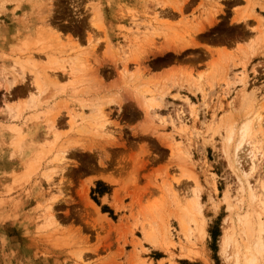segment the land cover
I'll return each mask as SVG.
<instances>
[{
	"label": "rangeland",
	"instance_id": "1",
	"mask_svg": "<svg viewBox=\"0 0 264 264\" xmlns=\"http://www.w3.org/2000/svg\"><path fill=\"white\" fill-rule=\"evenodd\" d=\"M224 1L0 0V264H246L245 258L252 255L257 257L255 264H264L262 249L256 251L253 246V252L243 251L244 245H254L261 234L256 220H264V200L251 202L240 191L231 157L240 141L237 127L264 102V5L256 6L262 23L252 21L250 29L246 24H227ZM221 17L225 20L220 21ZM92 20H98L97 27ZM172 34L179 35L174 38L177 42L169 38ZM187 39L198 47L173 54V50L187 49H178ZM250 41L253 44L246 48ZM209 42L222 43V49L232 51L219 58L224 54L215 55L221 50L210 53ZM74 49L78 50L74 53ZM48 58L59 59L57 66L49 65ZM223 58L227 60L211 63ZM85 64L91 67L86 69ZM38 65L46 67L39 70ZM209 66L212 76L205 77L192 95L183 75L186 71L205 73ZM32 67L40 74H60L55 84L43 89L36 105L29 103ZM136 69L143 73V80L158 79L152 81L156 90L150 85L158 100H164L159 110L145 112L136 96L137 84L122 76ZM241 73L244 81L238 79ZM243 89L253 91L251 107L244 104ZM177 91L190 103L175 98ZM70 111L84 112L83 116L73 114L77 121L73 118L72 127L67 123ZM91 115L95 125L88 119ZM231 129L233 140L228 144L222 139ZM261 139L258 144L252 133L240 152L248 155L242 164L245 170L251 166L249 156L259 160L249 180L264 197V136ZM194 198L198 203H193ZM162 225L168 230V240L147 241L146 230L151 226L159 230ZM247 227L253 233L248 241Z\"/></svg>",
	"mask_w": 264,
	"mask_h": 264
},
{
	"label": "bare ground",
	"instance_id": "2",
	"mask_svg": "<svg viewBox=\"0 0 264 264\" xmlns=\"http://www.w3.org/2000/svg\"><path fill=\"white\" fill-rule=\"evenodd\" d=\"M245 2H246V4H247V8L249 9V11H245L244 13H247V14H243V16L242 17H240L239 19H241L242 21H244L245 22V24H246V20H247V18H249V17H251V19H253V21L257 24V22H259V23H262V19L260 18V17H256L254 14H253V12H254V8H255V5H258V7L260 6V7H262V5H264V3H261V0H260V3L259 4H256L255 2H253V0H244ZM215 4V3H214ZM216 5V4H215ZM218 5V4H217ZM217 5H216V7H217ZM211 7L213 6V5H210ZM219 6V5H218ZM207 7H209V6H207ZM210 8V7H209ZM223 8V7H222ZM263 8V7H262ZM181 9H179V12L181 13L182 12V10L180 11ZM207 10H209V9H207ZM52 12V11H51ZM210 13V12H209ZM213 13V12H212ZM182 14V13H181ZM179 15L180 16V18H181V16L182 15ZM209 16V15H208ZM211 16H213L212 14H211ZM184 17V16H183ZM100 17L98 16V18H96V19H98L99 20V22L101 21L100 19H99ZM50 19V18H49ZM211 19V18H210ZM214 19V18H213ZM95 20V19H94ZM94 20H92V21H94ZM98 20H96V23H95V21H94V23L95 24H93V23H90V26L93 24L95 27H97V21ZM193 20V19H192ZM207 20H209V18L207 19L206 18V21L205 20H203V21H205V22H207ZM214 20H216V19H214ZM257 20V21H256ZM91 21V20H90ZM187 21V20H186ZM213 20H211L210 22H212ZM221 21V20H220ZM161 22V21H160ZM200 22V21H199ZM205 22H203L204 24H205ZM210 22H208V23H206V25L207 24H210ZM214 22V21H213ZM253 22V23H254ZM194 23H195V21H194ZM218 23V22H217ZM251 22H249L248 24H246L247 26H249V24H250ZM252 23V24H253ZM100 24V23H99ZM98 24V25H99ZM136 24H138V23H136ZM183 24V23H182ZM193 24V23H192ZM200 24V23H199ZM198 24V25H199ZM226 24V23H225ZM245 24H244V27H245ZM48 25V24H47ZM72 25V24H71ZM75 25H76V23H75ZM88 25H89V23H88ZM92 25V26H93ZM205 25V26H206ZM211 25H213V24H211ZM229 25V24H228ZM232 25H235V24H232ZM251 25V24H250ZM49 26V25H48ZM77 26V25H76ZM100 26V25H99ZM98 26V28H100L101 29V26L99 27ZM200 26H202L203 27V24H200ZM199 26V27H200ZM210 26V25H209ZM222 26H224V25H222ZM230 26H231V24H230ZM238 26V25H237ZM236 26V27H237ZM243 27V28H244ZM251 26H249L248 28H250ZM68 28H70V29H72V28H74V27H68ZM67 28V29H68ZM78 29H79V27H77ZM201 28V27H200ZM81 29V28H80ZM189 29H191V28H187V29H185V30H189ZM204 29H205V27H204ZM221 29V28H220ZM233 29V28H232ZM239 29V28H238ZM245 30H246V28H244ZM251 29V28H250ZM83 30V29H82ZM195 31H197L196 29H194ZM226 30V29H225ZM253 30V29H252ZM46 31V30H45ZM65 31H67L66 29H65ZM69 31V30H68ZM84 31V30H83ZM199 31V30H198ZM197 31V32H198ZM201 32H202V29L200 30ZM219 31V30H218ZM218 31H217V33H218ZM223 31V30H222ZM248 31V30H247ZM49 31L47 30V32H46V34L48 33ZM229 32V31H228ZM244 32V31H243ZM50 33V32H49ZM48 33V34H49ZM58 33V32H57ZM187 33H188V31H187ZM199 33V32H198ZM220 33V32H219ZM224 33V32H223ZM225 33H227V32H225ZM233 33H235V31L233 32ZM239 33H241V32H239ZM251 33V32H250ZM249 33V34H250ZM256 33V32H255ZM259 33V32H258ZM257 33V34H258ZM47 34V35H48ZM178 34H180L181 36L180 37H184L181 33H178ZM177 34V35H178ZM183 34H185V33H183ZM229 34H232V32L231 33H229ZM236 34V33H235ZM243 33H241V34H239V36L240 35H242ZM245 34H247V33H245ZM253 34V33H252ZM260 34V33H259ZM56 36L54 37V35H53V37L54 38H56L57 37V35L58 34H55ZM173 36H171L170 35V37L169 38H171V37H173V40H174V38L175 39H177L176 38V36L177 35H174V34H172ZM217 35V34H216ZM225 35V34H224ZM223 35V36H224ZM226 35H228V33L226 34ZM169 36V35H168ZM179 36V35H178ZM219 36H221V35H219ZM238 36V37H239ZM249 36V35H248ZM257 36V35H256ZM59 37V36H58ZM58 37H57V39L56 40H58ZM188 37V36H187ZM207 37V36H206ZM212 37L213 36H211V39H212ZM236 37V36H235ZM234 37V38H235ZM237 37V38H238ZM250 37H251V35H250ZM249 37V38H250ZM254 37V36H253ZM260 37V38H259ZM168 38V39H169ZM185 38V37H184ZM183 38V39H184ZM209 38V37H208ZM217 38V36H215V38H213V39H216ZM220 38V37H219ZM225 38V37H224ZM241 38V37H240ZM239 38V39H240ZM248 38V39H249ZM252 38V37H251ZM258 38L259 39H261V41H263V37L262 36H259L258 35ZM51 39V38H50ZM65 39H67V38H65ZM186 39V38H185ZM227 40H229L228 38H226ZM236 39V38H235ZM239 39H238V41H239ZM243 39H245V38H243ZM59 40H60V38H59ZM89 40H91V38L89 37ZM172 40V39H171ZM171 40H168V42L170 41L171 42ZM179 40V39H178ZM224 40V39H223ZM222 40V41H223ZM232 40V39H231ZM237 40V39H236ZM235 40V41H236ZM247 40V39H246ZM167 41V40H166ZM175 41V40H174ZM184 41H186V43L187 44H185V45H183L182 47H181V45H179L180 46V48H178V49H183V48H189V47H195V46H198L197 44H196V42L195 43H190L189 41H188V39L187 40H184ZM189 43H188V42ZM190 41H191V39H190ZM221 41V40H220ZM243 41V40H242ZM245 41V40H244ZM255 41H257V40H255ZM50 42H52V41H50ZM49 42V43H50ZM91 42V41H90ZM175 42H177V40L175 41ZM174 42V43H175ZM231 42V41H230ZM241 42V41H240ZM247 42H248V40H247ZM251 42V41H250ZM56 43H58V41L56 42ZM56 43H55V45H56ZM70 43H72V42H70ZM69 43V45H71ZM129 43V42H128ZM178 43H180V40L178 41ZM183 43V42H182ZM229 43V42H228ZM231 43H233V41L231 42ZM243 43V42H242ZM252 43V42H251ZM66 44V43H65ZM73 45H74V43H72ZM130 44V43H129ZM166 44H168L167 42H166ZM176 44V43H175ZM174 44V45H175ZM181 44V43H180ZM235 44V43H234ZM253 44V43H252ZM263 44V43H262ZM64 45V44H63ZM62 44H61V46H63ZM67 45H68V43H67ZM69 45L68 46H66V47H68L69 48ZM92 45V44H91ZM124 45V44H123ZM177 45V44H176ZM90 46V45H89ZM137 46V45H136ZM166 46H168V45H166ZM248 46H251V44L250 45H248ZM248 46H246V48L248 47ZM65 47V48H66ZM130 47V46H129ZM169 47V46H168ZM58 48H59V45H58ZM57 48V49H58ZM62 48H64V47H62ZM70 48H72V46L70 47ZM74 48V47H73ZM170 48H172V46L170 47ZM238 48L239 49H241V47L240 46H238ZM156 49V48H155ZM154 49V50H155ZM167 49V48H166ZM239 49H237L236 51H239ZM78 49H76V51H77ZM138 50V49H137ZM168 50V49H167ZM63 51H66V49L65 50H63ZM70 51V50H69ZM72 51V50H71ZM75 51V49H74V53L76 52ZM164 51V50H163ZM162 51V52H163ZM230 51H232V50H230ZM230 51L228 50V53L230 54ZM234 51V50H233ZM60 52H62V51H60ZM60 52L58 53V54H60ZM67 52H68V50H67ZM79 52V51H78ZM82 52V51H81ZM80 52V53H81ZM227 53V51L224 49L221 53L222 54H224V57H225V55H226V53ZM66 52H64L63 54H65ZM73 53V52H72ZM74 53H73V55H74ZM137 54H138V52H136ZM227 53V54H228ZM68 54V53H67ZM69 54H70V52H69ZM133 54H135V52L133 53ZM155 54V53H154ZM233 54H234V52H233ZM33 55V54H32ZM55 55H56V53H55ZM62 55V54H61ZM86 55V54H85ZM110 55V54H109ZM139 55V54H138ZM198 55H200V53L198 54ZM231 55H232V52H231ZM8 56V55H7ZM6 56V57H7ZM38 56V55H37ZM72 56V55H71ZM77 59H78V57L76 56V55H74ZM73 56V57H74ZM193 56V55H192ZM192 56L190 57L192 60H193V58H192ZM194 56H195V54H194ZM193 56V57H194ZM5 57V58H6ZM33 57V56H32ZM40 57V56H39ZM47 57V56H46ZM50 57V56H49ZM53 57H54V55H53ZM74 57V58H75ZM87 57V56H86ZM91 57V56H90ZM136 58H137V56H135ZM152 57V56H151ZM153 57H154V55H153ZM200 57H202V55H200ZM204 57V56H203ZM17 58V57H16ZM16 58H14V59H16ZM38 58V57H37ZM40 58H44V57H40ZM40 58H39V60H40ZM54 58H56V56L54 57ZM59 58V57H58ZM70 58V57H69ZM74 58H72L73 60H75ZM83 58H85V57H82V59ZM132 58H134V57H132ZM167 58V57H166ZM195 58H197L196 56H195ZM222 58V57H221ZM8 59V58H7ZM63 59V58H62ZM87 59V58H86ZM90 59V62H91V58H89ZM93 59H95V58H93ZM168 59V58H167ZM172 59H173V56H172ZM181 59V58H180ZM198 59V58H197ZM201 59V58H200ZM205 59H206V57H205ZM204 59V60H205ZM41 60H43V59H41ZM61 60V59H60ZM81 60V59H80ZM120 60V59H119ZM118 60V61H119ZM150 60H151V58H150ZM153 60V59H152ZM179 60V59H178ZM177 60V61H178ZM182 60H184V59H181V60H179V61H182ZM188 60H190V59H188ZM196 60V59H195ZM220 60H222V61H225V60H227L226 58H223V59H220ZM6 61V60H5ZM21 60H18V62H17V60H16V62L18 63V64H20V65H24V63H22V62H20ZM33 60H31V62H32ZM36 61V60H35ZM66 61V60H65ZM71 61V60H70ZM84 61V60H83ZM111 61H112V59H111ZM116 61V60H115ZM115 61H113V63H115ZM149 61V60H148ZM159 61V60H158ZM191 61V60H190ZM189 61V62H190ZM198 61V60H197ZM15 62V61H14ZM34 62V61H33ZM38 62V61H37ZM45 62V61H44ZM46 62L47 63H49V65H56L57 66V64H55V63H57V62H59V59H52V58H48L47 60H46ZM71 62H73V61H71ZM77 62H79V60H76V63ZM86 62H87V60H86ZM153 62V61H152ZM192 62V61H191ZM216 61H212L211 63H215ZM218 62V61H217ZM217 62H216V64H217ZM219 62H221V61H219ZM52 63V64H51ZM60 63H62V62H60ZM93 63V62H92ZM95 63H97V62H95ZM123 63V62H122ZM128 63V62H127ZM171 63V62H170ZM193 63H194V61H193ZM196 63V62H195ZM194 63V64H195ZM198 63V62H197ZM38 64V63H37ZM73 64H74V62H73ZM81 64V63H80ZM90 64V63H89ZM89 64H85V67L83 66V65H81V66H83L84 68H86V66L87 67H91V66H88ZM118 64V63H117ZM125 64H126V62H125ZM131 64V63H130ZM154 64V63H153ZM165 64V63H164ZM216 64H214L215 66H216ZM47 65V64H46ZM65 65V64H64ZM75 65V64H74ZM79 65V64H78ZM77 65V66H78ZM135 65H137V64H135ZM149 65H152V64H149ZM211 65V64H210ZM68 66H69V64H68ZM80 66V65H79ZM78 66V67H79ZM124 66H126V65H124ZM157 66H159V65H157ZM156 66V67H157ZM167 66V65H166ZM165 66V67H166ZM171 66V65H170ZM214 66V67H215ZM37 67V69H39V70H42V68H44L45 69V67L46 66H36ZM36 67H32V69L29 71L30 73L32 72L33 74H30V79H31V82H32V87H30V88H33V91H31V93L30 94H32L30 97H29V100H31L29 103L30 104H32V105H36L37 103H38V101H39V96L41 95V93L43 92V89L44 88H49V87H47L49 84H55V82L56 81H58L59 79V75L57 76V75H48V74H46V73H44L43 71H42V73L40 74V72L39 71H37L36 70ZM40 67V68H39ZM42 67V68H41ZM162 67V66H161ZM164 67V66H163ZM211 67H212V65H211ZM60 68H61V66H60ZM69 68V67H68ZM73 68V67H72ZM71 68V69H72ZM77 67H75V69L73 68L72 70H78L79 68H77ZM93 65H92V70H93ZM146 68H148V67H146ZM150 69H153V68H151V67H149ZM160 68V67H159ZM158 68V69H159ZM43 69V70H44ZM86 69H88V68H86ZM86 69H85V71H86ZM128 69V68H127ZM157 69V68H156ZM156 69L154 68L153 70H155L156 71ZM215 69V68H214ZM80 70H82V68L80 69ZM79 70V72H81ZM84 70V69H83ZM113 70V69H112ZM153 70H151V73H152V71ZM216 70V69H215ZM47 71V70H46ZM89 71V70H88ZM125 71H126V69H125ZM69 72H73L74 73V71H69ZM84 72V71H83ZM93 72V71H92ZM117 72V71H116ZM127 72V71H126ZM129 72V71H128ZM131 72H133V73H131L130 74V72H129V74H127V73H124V75H122V76H125V78L128 80V81H132V82H135L134 84H137V86H138V93L136 94V96L137 95H139V100H142L143 102H144V104H140V105H144L145 107H143L144 109V111H145V109L147 110V109H153V108H157V110H159L158 108H161V104H162V101H160V100H158V98L156 97V86H157V84L155 83H153L152 81L155 79H152V78H147L148 80L146 81V80H143V73H141L140 74V71H138L137 69L135 70V71H131ZM146 72H147V70H146ZM119 73H120V71H119ZM118 73V74H119ZM149 73V72H148ZM148 73H146L148 76H149V74ZM183 73V72H182ZM211 73H213V71H212V68L210 69V66H209V72L205 75V76H203V74L202 73H191V72H187L186 71V74H181V75H183V80L184 79H186V80H188V82H189V84L190 85H188V88H187V91H191V90H193V91H191V93H193V94H195V87H197V85L198 84H201V83H204V79H205V77H207L208 75H211L212 76V74ZM215 73V72H214ZM244 73V72H243ZM87 74V73H86ZM92 74V73H91ZM109 74H110V72H109ZM109 74H108V76H109ZM172 74H173V72H172ZM232 74V73H231ZM236 74V73H235ZM12 75V74H11ZM79 75H81V74H79ZM104 75H106V74H104ZM242 75V73L238 76L239 78V81L240 80H242L243 79V81L245 80V75H243V76H241ZM86 76H89V75H86ZM95 76V75H94ZM111 76V75H110ZM167 76V75H166ZM178 76V75H177ZM64 77V76H63ZM66 77V76H65ZM73 77V76H72ZM84 77V76H83ZM91 77V76H90ZM151 77H154V76H151ZM235 77V76H234ZM61 78H62V75H61ZM60 78V79H61ZM79 78V77H78ZM80 78H81V76H80ZM86 78V77H85ZM96 78H97V76H96ZM104 78H106V77H104ZM159 78V77H158ZM160 78H162V77H160ZM64 79V78H63ZM62 79V80H63ZM66 79V78H65ZM101 80H102V78H100ZM119 79H121L120 77L118 78V80ZM145 79V78H144ZM166 79H168V78H166ZM176 79H177V77H176ZM179 79V78H178ZM180 79H181V77H180ZM91 80V79H90ZM122 80H123V78H122ZM143 80V81H142ZM157 80L158 79H155L154 81H156L157 82ZM162 80V79H161ZM169 80V79H168ZM171 80V79H170ZM98 81H99V79H98ZM104 81V80H103ZM121 81V80H120ZM126 81V80H125ZM177 81H179V80H177ZM250 81V80H249ZM17 82V81H16ZM15 82V83H16ZM107 82V81H106ZM151 82L155 85H153V87H155V90L154 89H152L151 88ZM165 82H166V80H165ZM182 82V81H181ZM105 83V82H104ZM124 83V82H123ZM159 83V82H158ZM183 83V82H182ZM113 84H115V83H113ZM117 84V83H116ZM125 84H127V83H125ZM131 84V83H130ZM164 84V83H163ZM163 84H162V87H163ZM166 84V83H165ZM164 84V85H165ZM180 84V83H179ZM246 84V83H245ZM101 85V84H100ZM102 85H103V83H102ZM106 85V84H105ZM118 85L119 84H117V87H118ZM122 85V84H121ZM161 85V84H160ZM160 85H159V87H160ZM182 85V84H181ZM250 85V84H249ZM54 86V85H53ZM126 86H128V85H126ZM125 86V87H126ZM107 87V86H106ZM161 87V88H162ZM109 88V87H108ZM110 88H111V86H110ZM133 88H136L135 86L133 87ZM243 88H244V85H243ZM26 89V88H25ZM29 89V88H28ZM123 89H125V88H123ZM19 89H17V91H18ZM118 90V89H117ZM127 90H129V89H127ZM136 90V89H135ZM244 90V89H243ZM253 90V89H252ZM80 91V90H79ZM78 91V93H80ZM109 91V90H108ZM116 91V90H115ZM120 91V90H119ZM123 91V90H122ZM155 91V92H154ZM184 91V90H183ZM241 91V90H240ZM19 92V94H21V93H24L23 91L20 93V91H18ZM68 92V91H67ZM93 92H94V90H93ZM113 92H114V90H113ZM117 92V91H116ZM124 92V91H123ZM127 92V91H126ZM133 92V91H132ZM170 92V91H169ZM243 92V96H246V98H245V100H244V104L246 103L249 107H251V104L253 103V102H251L252 100H253V97H254V95H253V91H251V92H248V93H246V91L244 90V91H242ZM108 93V92H107ZM112 93V92H111ZM115 93V92H114ZM119 93V92H118ZM122 93V92H121ZM215 93V92H214ZM219 93V92H218ZM18 94V93H17ZM95 94V93H94ZM120 94V93H119ZM133 94V93H132ZM211 94V93H210ZM217 94V93H216ZM215 94V95H216ZM220 94V93H219ZM69 95V94H68ZM67 95V96H68ZM80 95V94H79ZM110 95V94H109ZM134 95V94H133ZM146 95H148V96H146ZM83 96V95H82ZM103 96H105V95H103ZM112 96V95H111ZM117 96V95H116ZM136 96H135V98H136ZM218 96V95H217ZM28 97V96H27ZM76 97V96H75ZM80 97V96H79ZM93 97H95V96H93ZM97 97V96H96ZM95 97V98H96ZM175 98H178V99H180V98H185V100L188 102V103H190L189 102V100H188V97H186V96H182L181 94H180V92L179 91H177L176 92V94H175V96H174ZM220 97V96H219ZM222 97V96H221ZM71 98V97H70ZM217 98V97H216ZM74 99V98H73ZM76 99V98H75ZM78 99V98H77ZM81 99V98H80ZM85 99V98H84ZM87 99V98H86ZM119 99H120V96H119ZM234 99V98H233ZM88 100H89V98H88ZM75 101V100H74ZM235 101V100H234ZM81 102H83V100L81 101ZM88 102V101H87ZM230 102V101H229ZM255 102V101H254ZM86 103V102H85ZM94 103V102H93ZM140 103V102H139ZM264 102H262L260 105H258V107L256 108V109H254V110H252L251 112H249L248 113V115L243 119V121L241 122V124L237 127L238 129V133H236L237 134V137L238 138H240V141H239V143L238 144H235L234 146H233V152H232V155H231V157H232V162H233V169H234V171L237 173H235L234 174V176L236 177V181H237V184H238V186H239V189H240V191L242 192V193H244V195L245 196H247V198L252 202V201H256V200H264V197L262 196V195H258V193L256 192V190L253 188V186H252V184H251V182H250V180H249V174L251 173V172H253V171H255L256 170V168H257V165H256V162L257 161H259V160H256V159H254L253 157H250L249 156V158H251V161H250V164H251V166L249 165V167L250 168H247L248 170H245L244 169V167H243V163L244 164H246V161H247V156L248 155H246V156H244L240 151L241 150H243L242 149V146H243V144H242V142L243 141H245V139L247 138L248 139V137L249 136H251L252 135V133L254 134V136H256V139H257V143L258 144H261L262 143V139H261V137H263L264 136V111H260L259 112V108L260 107H262V109H264V104H263ZM90 104V103H89ZM92 104V103H91ZM192 104V103H191ZM20 105V104H19ZM76 105V104H75ZM74 105V106H75ZM138 105V104H137ZM78 106V105H77ZM92 106V105H91ZM96 106V105H95ZM133 106V105H132ZM231 106H232V104H231ZM32 107V106H31ZM34 107V106H33ZM41 107V106H40ZM39 107V108H40ZM82 107H84V106H81L80 105V108H82ZM87 107V106H86ZM90 107V106H89ZM142 107V106H141ZM255 107V106H254ZM36 108V107H35ZM79 108V107H78ZM97 108V107H96ZM83 109V108H82ZM81 109V110H82ZM102 109V108H101ZM119 109V108H118ZM130 109H133V107L132 108H130ZM74 110V109H73ZM80 110V109H79ZM103 110V109H102ZM105 110V109H104ZM124 110H127V109H124ZM134 110V109H133ZM243 110V109H242ZM37 111V110H36ZM99 111V110H98ZM232 111V110H231ZM37 112H39V111H37ZM71 113H70V115H71V117H69L68 118V121H67V123H68V125H70L71 127L73 126V123H74V121L76 120L74 117H76V116H83L84 115V112L83 111H79L80 112V114L78 115L77 113H75V112H72V111H70ZM88 112V111H87ZM91 112H93V111H91ZM125 112V111H124ZM128 113H129V111H127ZM136 112V111H135ZM146 112V111H145ZM145 112H144V115H145ZM205 112V111H204ZM218 112V111H217ZM216 112V113H217ZM233 112V111H232ZM90 113V112H89ZM101 113V111L99 112V114ZM104 113V112H103ZM130 113H132V112H130ZM160 113V112H159ZM230 113V112H229ZM73 114L75 115L74 117H73ZM105 114V113H104ZM120 114V113H119ZM118 114V115H119ZM140 114V113H139ZM95 115V114H94ZM94 115H91V116H89L90 118H88V119H90V123L93 121V124L95 125V123L96 122H94L95 120V116ZM101 115V114H100ZM103 115V114H102ZM106 115H109V114H106ZM137 115V114H136ZM156 115H157V113H156ZM159 115V114H158ZM232 115V114H231ZM97 116V115H96ZM120 116V115H119ZM123 116H124V113H123ZM127 116V115H126ZM130 116V115H129ZM128 116V117H129ZM140 116V115H139ZM88 117V116H87ZM98 117V116H97ZM104 117V116H103ZM206 117V116H205ZM73 118L75 119L73 122H72V120H73ZM84 118V117H83ZM81 119V121L82 120H84V119ZM104 118H106V117H104ZM107 118H108V116H107ZM131 118V117H130ZM200 118V117H199ZM232 118V117H231ZM234 118V117H233ZM239 118V117H238ZM132 119V118H131ZM139 119V118H138ZM134 120V119H133ZM54 121V120H53ZM53 121H51L52 123H54ZM77 121V120H76ZM80 121V120H79ZM87 121V120H86ZM108 121H109V118H108ZM230 121H232L231 123H236V122H233L234 121V119H232V120H230ZM107 121H104V124L106 123ZM60 123V122H59ZM81 123V122H80ZM109 123V122H108ZM230 123V125H232ZM84 124L85 123H83V126H84ZM92 124V123H91ZM103 123H101V124H99L100 126L99 127H101V128H103L102 125ZM110 124H111V121H110ZM204 124V123H203ZM56 125V124H55ZM74 125H76V124H74ZM80 125V124H79ZM94 125H91V127H93ZM109 125V124H108ZM237 125V123L235 124V125H233L234 127ZM17 126V125H16ZM78 126V125H77ZM76 126V127H77ZM82 126V127H83ZM96 127H98V126H96ZM95 127V128H96ZM106 127H108V126H106V124H105V128ZM233 127V128H234ZM84 128V127H83ZM86 128V127H85ZM89 128V127H88ZM104 128V131L106 130ZM229 128H231V127H229ZM93 129H94V127H93ZM85 131H86V129H84ZM95 130V129H94ZM94 130H92V131H94ZM209 130H210V128H209ZM208 130V131H209ZM229 130V129H228ZM225 131V132H227V133H229V137H227L228 136V134L226 133V138H228V139H226L225 138V136H224V138L222 139V140H224V142L226 141L228 144L229 143H231V141L233 140L232 139V136H233V134H234V132H233V129H231V131L229 132V131ZM87 132H88V130H87ZM86 132V133H87ZM97 132V131H96ZM113 132V131H112ZM90 133H91V130H90ZM93 133V132H92ZM91 133V134H92ZM99 133V132H98ZM97 133V135H99ZM33 134V133H32ZM37 134V133H36ZM88 134V133H87ZM94 134V133H93ZM96 134V133H95ZM108 134V133H107ZM106 134V135H107ZM112 134V133H111ZM110 134V135H111ZM35 135V134H34ZM96 135V136H97ZM109 135V134H108ZM113 135V134H112ZM225 135V134H224ZM239 135V136H238ZM94 136V135H93ZM114 138V137H113ZM115 139V138H114ZM226 139V140H225ZM239 140V139H238ZM178 144V143H177ZM179 145V144H178ZM225 147H228V145H226ZM230 147V146H229ZM88 149H89V147H88ZM91 149L92 148H90V150H88V151H91ZM259 152H260V150H259ZM89 153V152H88ZM88 153H86V155L88 154ZM261 153V152H260ZM90 154V153H89ZM262 154H263V157H264V152H262ZM83 156H84V154H82ZM85 155V156H86ZM91 155V154H90ZM79 156H81V155H79ZM89 157H91V156H89ZM82 158V157H81ZM80 158V159H81ZM86 158H87V156H86ZM85 158V159H86ZM92 158V157H91ZM62 159H64V157L62 156L61 157V160ZM85 159H83V160H85ZM241 159V160H240ZM262 159H264V158H262ZM89 160V159H88ZM88 160H86V161H88ZM246 160V161H245ZM82 161V160H81ZM90 162H91V160H90ZM79 163H82V162H79ZM84 163H88V162H84ZM85 164V165H86ZM89 164L90 163H88V167H89ZM81 165V164H80ZM102 166V165H101ZM107 166V165H106ZM93 167V166H92ZM92 167H89V168H91V169H93ZM98 167V166H97ZM80 168V167H79ZM83 168V167H82ZM106 169H108V167L106 168ZM105 168H104V171L106 170ZM80 170V169H79ZM82 170V169H81ZM83 170H84V168H83ZM89 170V169H88ZM95 171H96V169H95ZM98 171V170H97ZM103 171V170H102ZM102 171H101V173H102ZM103 171V172H104ZM191 179V178H190ZM194 182H195V184L194 185H197V180L194 178ZM193 193H194V191H193ZM193 195V194H192ZM191 195V196H192ZM243 195V196H244ZM224 196H225V198L227 199V201H228V199H229V192L227 191V193H225L224 194ZM226 199H225V201H226ZM194 200V201H193ZM192 201H193V203H198L197 202V198H194V199H192ZM230 202V201H229ZM190 203V202H189ZM188 202L186 203V204H189ZM262 203V202H261ZM185 204V205H186ZM227 204H231V203H227ZM193 205V204H192ZM196 205V204H195ZM232 205V204H231ZM198 206V205H197ZM227 206V205H226ZM228 208H229V205L227 206ZM233 207V206H232ZM187 208H191V204H189L188 205V207ZM228 208H227V210H228ZM188 209V210H189ZM196 209H198V208H196ZM200 209V208H199ZM199 209H198V212H199ZM190 212H191V210H190ZM197 212V213H198ZM192 213H193V211H192ZM196 213V214H197ZM201 215V214H200ZM247 215V214H246ZM250 215V214H249ZM157 216V215H156ZM243 216H244V214H243ZM248 217V216H247ZM237 218H239V217H237ZM236 221H239L238 219L236 220ZM257 221V224H258V228H259V232L261 233V234H259V237H258V241H256V243H254V241H253V243H254V245H244V247L246 248V250H245V248H243L244 250L243 251H247V252H253V251H251V249L252 250H254V247L256 248V251L257 250H259V251H261V249L264 251V239H263V237H261V235L262 234H264V220H262V219H257L256 220ZM184 222V221H183ZM202 222V221H201ZM245 222V221H244ZM249 222H247V224H248ZM182 224V223H181ZM244 225L246 224V223H243ZM250 224V223H249ZM248 224V225H249ZM154 225V224H153ZM157 225V224H156ZM184 225H185V223H184ZM160 226H161V224H160ZM159 226V227H160ZM163 226V225H162ZM186 227V226H185ZM257 227V226H256ZM156 228H158V227H156ZM184 228V226H183V224H182V229ZM187 228V227H186ZM147 228H145V230H146ZM257 229V228H256ZM185 230V229H184ZM242 230V229H241ZM247 230H249V228L247 227ZM258 230V229H257ZM244 230H242V232H243ZM250 231V230H249ZM251 231H252V228H251ZM249 232V237H247L248 239H246L247 241L249 240V238L251 239V235L253 234L252 232ZM145 232V231H144ZM201 232V231H200ZM250 233H252V234H250ZM204 234V233H203ZM248 236V235H247ZM251 236V237H250ZM228 237V236H227ZM226 237V238H227ZM145 238H146V240L147 241H149V242H151V243H156V241L158 240V238H164L163 239V241L165 240H168V230H167V228L165 227V226H163V227H161L159 230H156V229H154V227L153 226H151L150 228H149V230L147 229L146 230V233H145ZM230 238V241L229 242H231L232 241V238L231 237H229ZM229 238H228V240H229ZM162 240V239H161ZM252 240V239H251ZM158 242H160V241H158ZM234 240H233V244H234ZM227 243V240L226 239H224V245ZM236 243H237V241H236ZM236 243L234 244L235 246H236ZM248 243H250V242H248ZM238 244V243H237ZM228 245V244H227ZM241 245V244H240ZM239 246V245H238ZM254 246V247H253ZM242 248V247H241ZM240 249V248H239ZM255 252V251H254ZM256 253V252H255ZM254 253V254H255ZM259 253V252H258ZM262 252H260V254H261ZM253 254V253H252ZM248 255V254H247ZM249 255H251V253L249 254ZM246 256V254L244 255V257ZM253 256V255H252ZM252 256H248V257H246L245 258V262H246V264H255L256 263V261H258L254 256L252 257Z\"/></svg>",
	"mask_w": 264,
	"mask_h": 264
},
{
	"label": "crops",
	"instance_id": "3",
	"mask_svg": "<svg viewBox=\"0 0 264 264\" xmlns=\"http://www.w3.org/2000/svg\"><path fill=\"white\" fill-rule=\"evenodd\" d=\"M253 2H255L256 4H259L260 3V0L259 1H254L253 0ZM223 5L225 6L226 12L228 13L227 16H226V18H227L226 19L227 24H229V25L231 24V26H235V27L237 25L238 26H243L245 24L244 21H242L241 19H239L240 17L243 16V14H247L248 13V12L247 13H244L245 11H249V9L247 8V4H246V2L244 0H225ZM256 6L258 7V5H255L253 14L257 17V15H259V9ZM261 17H263V16H261ZM220 20L224 21L225 19L221 17ZM252 21H253V19H251V17H249L246 20V24H248L249 22H252ZM232 24H235V25H232ZM258 40H259V38H258ZM249 43L251 44V42H249ZM249 43H248V45H250ZM244 44H247V43H244ZM235 45L237 46V43H235ZM238 45H240L241 49L244 48L242 46L243 45L242 43H239ZM248 45H246V46H248ZM195 47H198V46H195ZM195 47H189V48H195ZM207 47H209L211 49L210 50V53L212 51H219V50H221L220 53L217 52V54H215V55L222 54L221 52L224 50L222 48H225V47H223L222 43H218V42H211V43L209 42V43H207ZM189 48L184 49V50H182L180 52H176V51L173 50V54L189 52V50H190ZM221 57H224V56H219V58H221ZM218 60H220V59L213 60V62L214 61L217 62ZM204 71L205 70H202L201 72H204ZM140 72H141V70H140ZM208 72H209V69H208L207 72L202 73L203 76H205ZM191 91H193V90H191ZM196 94L197 93H195V94L192 93V95H196ZM163 103H164V100L162 101V104ZM102 180L106 181L105 179H102ZM101 182H103V181H101Z\"/></svg>",
	"mask_w": 264,
	"mask_h": 264
}]
</instances>
